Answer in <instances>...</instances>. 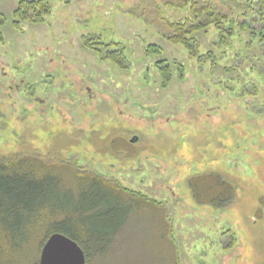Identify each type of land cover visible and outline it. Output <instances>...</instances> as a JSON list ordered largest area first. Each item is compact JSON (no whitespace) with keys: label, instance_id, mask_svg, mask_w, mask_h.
I'll return each instance as SVG.
<instances>
[{"label":"rangeland","instance_id":"obj_1","mask_svg":"<svg viewBox=\"0 0 264 264\" xmlns=\"http://www.w3.org/2000/svg\"><path fill=\"white\" fill-rule=\"evenodd\" d=\"M48 2L33 23L0 0V160L54 155L75 196L100 173L156 202L86 264H264V0ZM174 22L209 24L188 47ZM207 172L234 182L232 205L195 202L187 180ZM47 229L18 250L1 240L0 264H40Z\"/></svg>","mask_w":264,"mask_h":264},{"label":"trees","instance_id":"obj_2","mask_svg":"<svg viewBox=\"0 0 264 264\" xmlns=\"http://www.w3.org/2000/svg\"><path fill=\"white\" fill-rule=\"evenodd\" d=\"M50 13L48 0H18L14 10L20 21L33 23L43 22ZM5 21V15L0 12V26ZM207 24L209 22L189 27L186 22L169 23L167 28L171 32L168 39L191 47L192 38L188 35ZM220 43L225 42L221 40ZM191 53L195 54L196 50L191 49ZM157 67L167 71V66L160 65V62H157ZM164 76L167 77L166 74ZM113 134L106 140H110ZM110 150L109 147V153H113ZM23 153L10 154L12 158L0 160V241L7 245L6 248L21 249L33 232L48 222L41 246L51 234L60 232L77 241L89 258L92 248L99 253L105 252L110 235L117 232L128 214L137 211L142 202L156 204L100 173L81 175L78 172L83 181L78 196H75L71 190L64 189L62 176L51 172L55 169H50L60 165L70 168V161L54 155L32 159ZM187 185L197 204L216 208L232 205L238 190L233 181L218 172L193 174ZM124 195L130 198L128 206L123 204ZM96 244L103 245L99 247Z\"/></svg>","mask_w":264,"mask_h":264},{"label":"water","instance_id":"obj_3","mask_svg":"<svg viewBox=\"0 0 264 264\" xmlns=\"http://www.w3.org/2000/svg\"><path fill=\"white\" fill-rule=\"evenodd\" d=\"M138 138L133 137L132 142ZM40 264H86L87 257L83 248L64 233L55 232L44 243Z\"/></svg>","mask_w":264,"mask_h":264},{"label":"flooded vegetation","instance_id":"obj_4","mask_svg":"<svg viewBox=\"0 0 264 264\" xmlns=\"http://www.w3.org/2000/svg\"><path fill=\"white\" fill-rule=\"evenodd\" d=\"M94 49H95V47H94ZM100 51V50H99ZM64 75H65V73H64ZM22 81H23V79H22ZM62 86H65L64 84L62 85ZM89 88V87H88ZM86 91H88V98L89 97H91L90 95H91V92H89L90 90L89 89H87ZM36 94V92L34 91V90H32L31 91V93L29 94V96H34ZM35 101H39V102H45V100L44 99H42V98H40V97H35V99H34ZM133 137H137L138 138V136L136 135V136H133ZM138 140V139H137ZM136 140V141H137ZM135 142V141H134Z\"/></svg>","mask_w":264,"mask_h":264},{"label":"crops","instance_id":"obj_5","mask_svg":"<svg viewBox=\"0 0 264 264\" xmlns=\"http://www.w3.org/2000/svg\"><path fill=\"white\" fill-rule=\"evenodd\" d=\"M1 12V11H0Z\"/></svg>","mask_w":264,"mask_h":264}]
</instances>
